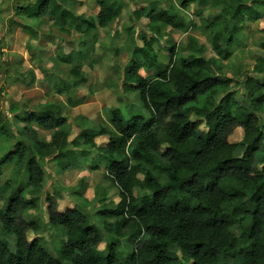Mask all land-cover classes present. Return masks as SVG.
<instances>
[{"label": "trees", "instance_id": "obj_1", "mask_svg": "<svg viewBox=\"0 0 264 264\" xmlns=\"http://www.w3.org/2000/svg\"><path fill=\"white\" fill-rule=\"evenodd\" d=\"M94 1L95 17L78 19L83 34L109 28L126 5L121 0ZM204 1L219 8L218 14L203 21L207 31L213 29L214 58H206L204 48L194 40L189 48L199 56L178 55L172 45L166 65L153 49L154 37L134 48L133 59L122 72V90L137 93L141 113L124 115L108 109L106 127L94 129L83 128L77 116L79 138L69 142L71 131L60 103L20 110L24 118L14 116L22 124L15 131L0 111V141L5 142L0 174L10 166L4 189L18 185L7 190L6 207L0 212V232L14 238L13 251L0 239V264H264V122L260 117L264 115V84L247 80V92L238 102L237 84L222 77L219 64L229 57L227 48L244 19L256 20L258 13L246 0ZM193 2L197 0H183L180 5L186 9ZM66 3L36 0L15 7L14 15L29 21L48 18L63 28L74 25L76 19ZM154 8L135 10L132 16L146 19L145 29L153 34L159 25L184 30V20L172 6ZM69 43L67 54L62 50L57 54L61 64L70 66L57 94L71 93L86 81L78 66L86 59L82 53L86 40ZM27 49L33 55L32 48ZM254 70L264 75V61ZM18 111L11 108V112ZM237 128L243 132L242 139L230 143ZM38 130L49 132L48 137L41 138ZM99 138H107L103 147L97 145ZM75 149L106 160L102 162L104 177L116 188L118 202L100 206L96 216L114 220L102 228L115 242L99 251L100 231L87 214L78 207L59 212L60 195L45 194L47 226L64 232L53 257L40 239L27 241L26 232H37L38 226L24 223L19 215L38 208L44 193L45 156L51 155L58 172H69L82 164ZM23 175L28 190L20 183ZM134 190L140 195L135 196ZM233 227L239 235L230 231Z\"/></svg>", "mask_w": 264, "mask_h": 264}, {"label": "rangeland", "instance_id": "obj_2", "mask_svg": "<svg viewBox=\"0 0 264 264\" xmlns=\"http://www.w3.org/2000/svg\"><path fill=\"white\" fill-rule=\"evenodd\" d=\"M35 1L0 0V111L9 120L14 131L22 125L14 119L17 115L20 119L24 118L20 110H32L47 102L60 103L65 107L64 115L71 131L69 142L79 138L77 116L82 118L83 128L90 126L94 129L99 125L106 127L108 109H118L124 115L141 113L137 93H126L122 90V72L133 59L134 48L140 47L144 39L155 38L153 49L163 65L168 63V48L172 45L176 46L178 55L199 56L196 50L189 48L191 40L204 48L206 58H214L210 47L213 29L207 31L203 21L208 16L218 14L219 8L212 7L204 0L191 3L186 9L180 5L183 0H153L150 3L145 0H121L126 5L112 25L105 30L96 29L88 34H83L84 27L80 28L78 19L95 17L98 9L94 0H67L66 6L76 19L74 25L63 28L56 26L48 18L29 21L15 17V7ZM168 5L182 16L185 23L183 31H174L159 25L158 33L153 34L145 29L148 24L146 19L135 20L132 16L133 11L141 8L155 7L156 11ZM246 5L252 7L258 17L256 20L244 19L240 32L227 48L229 57L219 61L222 77L234 79L237 84L234 92L238 102L243 100L247 92V80L264 84V75H258L254 70L256 65L264 61V0H246ZM22 26H27L28 29ZM79 39L86 40L82 51L86 59L78 64L80 76L85 77L86 81L80 83L71 93L57 94L56 88L60 87L61 80L68 79L67 72L70 69V66L59 62L57 54L61 50L67 54L68 44H71L69 42ZM28 46L30 50L32 48L33 55L27 49ZM13 107L19 111L11 112ZM260 117L264 122V115ZM191 120L196 121V118L191 117ZM200 129L205 130V127L201 125ZM38 131L41 138L48 137L49 132ZM242 136V130L237 128L229 137V142H239ZM106 139H97V145L103 147ZM4 148L5 142L0 141V154ZM75 153L82 164L77 169L64 173L55 169L51 155L45 156V165L42 167L44 193L38 201V208L19 215L24 223L38 226L37 232H26L27 241L40 239L41 245L53 257L64 240V232L60 228H48L45 194L52 195L55 192L60 195L61 199L57 202L59 212L78 207L87 214L100 231L99 251L115 242L114 236L107 234L102 228L103 223L111 224L114 220L96 216L100 206L108 203L115 205L118 202L116 188L104 177L102 162L106 160H102V157L93 159L87 150L75 149ZM93 165H97L99 170L93 171ZM10 169V166L4 167L0 174V212L6 207L7 190L18 186L12 184L4 189V184L10 177ZM20 183L26 190L30 188L25 175ZM134 195L139 196V191L134 190ZM100 196L104 197L101 201ZM230 231L239 235L236 227ZM0 239L9 245L11 251L14 250L13 236L5 237L0 232ZM123 243L124 240L120 241V246Z\"/></svg>", "mask_w": 264, "mask_h": 264}]
</instances>
